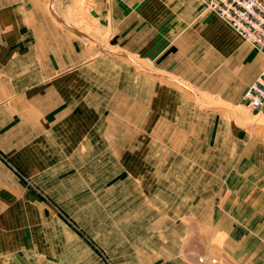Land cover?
<instances>
[{
	"label": "crops",
	"instance_id": "crops-1",
	"mask_svg": "<svg viewBox=\"0 0 264 264\" xmlns=\"http://www.w3.org/2000/svg\"><path fill=\"white\" fill-rule=\"evenodd\" d=\"M92 3L101 38L87 45L43 0H0V149H24L15 162L92 238L0 166L16 196L0 198V264H264L263 150L242 151L220 117L196 129L177 94L130 64L244 104L264 58L253 75V51L199 0Z\"/></svg>",
	"mask_w": 264,
	"mask_h": 264
},
{
	"label": "rangeland",
	"instance_id": "rangeland-1",
	"mask_svg": "<svg viewBox=\"0 0 264 264\" xmlns=\"http://www.w3.org/2000/svg\"><path fill=\"white\" fill-rule=\"evenodd\" d=\"M48 3L47 8L53 9L55 8L56 13L53 14L50 11V19L51 24L59 28H65L69 31L74 37H78L83 41L84 44H94L97 43V38H101L100 29L97 27L96 23L91 18L90 8L93 6L92 0H59L52 2L53 0H43ZM201 3V2H200ZM202 5V3H201ZM203 7V5H202ZM203 11H207L203 7ZM218 20L225 26L227 31H230L233 36L240 41L243 47L246 46L247 49L253 51V75L256 72L259 64V53L254 46L250 43L241 40L239 35L233 31L224 21L218 18ZM231 29V30H230ZM88 30V31H87ZM100 35V36H99ZM105 35V34H102ZM71 36V35H70ZM72 37V36H71ZM71 37L67 38L69 43H72ZM104 39V37H103ZM104 40L99 42L102 47L106 48L104 45ZM245 48V50H246ZM99 49V48H98ZM72 51V50H71ZM251 51L249 54H251ZM73 52V51H72ZM72 52L69 50L65 53L66 62L72 61ZM110 53H113L110 51ZM243 51V59L244 57ZM227 57L229 59L230 54L226 52ZM111 55V54H110ZM109 56L107 50L99 49L97 58H105ZM249 56V55H248ZM130 64L134 67L136 73L143 72L146 76L150 75L151 77L156 78L159 84L162 85L163 88L169 89L172 93L178 95V97L187 104L193 111V122L198 125L196 129H200V127L209 122H212L214 118H221L226 123H229L233 126L237 131H241V140L243 142V149L245 150L246 144L245 142H253V144L259 146L264 152V104L261 108L257 110H249L242 101L238 103H233L228 100L229 93H221V92H212V91H203L196 89L195 87L187 84L185 81L180 80L176 77H170V75L163 74V77H158V75H153L154 73H145L143 67L139 65L133 64L130 61ZM144 66V63H141ZM146 67V66H145ZM242 84L241 88H239L238 94L240 99V93L245 84L243 78L241 79ZM210 117V120L207 118ZM178 127L180 128V122H178ZM211 134V133H209ZM191 136V133L189 134ZM207 132L205 128L203 130H197L193 132V139L195 143L202 142L204 144L205 137ZM200 144V143H199ZM212 146V143H210ZM21 151L24 149H16L12 153L4 152L0 149V166L4 167L6 172L14 177L18 182V189L22 193V197H24L26 187L30 189L34 198H37L41 201H44L51 209V213L55 215L61 216V218L65 221V223L75 229L80 233L83 239H92L89 233L83 227L77 225L71 216L67 215L63 211H61L57 204L44 193L40 187L36 185V183L32 180V177L27 174L24 170L19 167L18 163H16V153L18 154V158H24ZM183 152V153H182ZM179 154H184V151L178 149ZM186 154V153H185ZM256 154L253 149V155ZM7 167V168H6ZM16 175L17 178L14 176ZM7 187V186H6ZM9 190H6L4 186L0 184V198L3 202H11L16 196L9 194ZM259 201H263L264 204V196H258ZM264 206V205H263ZM4 211H2L3 213ZM6 217L3 215V223L5 222ZM7 228V227H6ZM4 230V228L2 229ZM9 231V229H6Z\"/></svg>",
	"mask_w": 264,
	"mask_h": 264
},
{
	"label": "built area",
	"instance_id": "built-area-1",
	"mask_svg": "<svg viewBox=\"0 0 264 264\" xmlns=\"http://www.w3.org/2000/svg\"><path fill=\"white\" fill-rule=\"evenodd\" d=\"M204 9L224 21L264 58V0H199ZM244 105L257 110L264 104V64L243 92ZM203 262V258H199ZM211 263H216L212 258Z\"/></svg>",
	"mask_w": 264,
	"mask_h": 264
},
{
	"label": "bare ground",
	"instance_id": "bare-ground-1",
	"mask_svg": "<svg viewBox=\"0 0 264 264\" xmlns=\"http://www.w3.org/2000/svg\"><path fill=\"white\" fill-rule=\"evenodd\" d=\"M55 11V10H54Z\"/></svg>",
	"mask_w": 264,
	"mask_h": 264
}]
</instances>
